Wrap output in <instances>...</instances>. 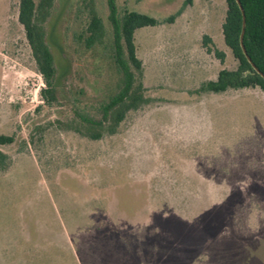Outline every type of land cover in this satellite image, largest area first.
Returning <instances> with one entry per match:
<instances>
[{
    "label": "rangeland",
    "instance_id": "obj_1",
    "mask_svg": "<svg viewBox=\"0 0 264 264\" xmlns=\"http://www.w3.org/2000/svg\"><path fill=\"white\" fill-rule=\"evenodd\" d=\"M183 3L116 0L161 22L134 33L151 102L91 140L71 127L78 109L95 114L121 84L106 0L54 1L51 105L19 0H0V264H264V92L200 91L238 63L226 1ZM91 7L106 39L87 48Z\"/></svg>",
    "mask_w": 264,
    "mask_h": 264
},
{
    "label": "trees",
    "instance_id": "obj_2",
    "mask_svg": "<svg viewBox=\"0 0 264 264\" xmlns=\"http://www.w3.org/2000/svg\"><path fill=\"white\" fill-rule=\"evenodd\" d=\"M55 0H19L18 22L23 27L37 72L42 77L44 88L40 91L45 103L51 105L56 101V67L52 53L46 41L45 23L50 16ZM226 1V15L221 26L225 46L231 51L238 63L235 71L221 70L215 81H207L200 87L204 93H223L228 89L258 87L264 92V79L250 66L239 43L242 16L235 0ZM245 15L243 45L251 62L264 74V0H239ZM92 0H89V3ZM192 0H184L182 8L190 5ZM108 20L111 27L112 58L120 75L121 84L116 95L106 103L94 108L95 114L78 109L79 122L71 126L75 132L98 140L103 134L113 135L126 113L148 105L151 100L145 96L146 88L142 82V63L137 58L134 33L144 27H154L161 22L151 16L126 9L119 10L116 0H106ZM174 16L164 20L173 23ZM86 47L103 45L106 31L102 20L91 7L85 28ZM211 43L204 37V44ZM208 53L222 61L224 55L217 50L207 49ZM12 139L0 137V144L11 143ZM2 154H0L1 156Z\"/></svg>",
    "mask_w": 264,
    "mask_h": 264
},
{
    "label": "water",
    "instance_id": "obj_3",
    "mask_svg": "<svg viewBox=\"0 0 264 264\" xmlns=\"http://www.w3.org/2000/svg\"><path fill=\"white\" fill-rule=\"evenodd\" d=\"M235 2L237 3L239 9H240V12H241V16H242V27H241V33H240V36H239V43H240V47H241V50L245 56V58L247 59L248 63L250 64V66L252 67V69L260 76L264 79V74L261 73L257 67L251 62L250 58L248 57L247 53H246V50L244 48V45H243V34H244V28H245V15H244V12L242 10V7L240 5V1L239 0H235Z\"/></svg>",
    "mask_w": 264,
    "mask_h": 264
},
{
    "label": "crops",
    "instance_id": "obj_4",
    "mask_svg": "<svg viewBox=\"0 0 264 264\" xmlns=\"http://www.w3.org/2000/svg\"><path fill=\"white\" fill-rule=\"evenodd\" d=\"M221 26H222V25H221ZM154 27H156V26H154ZM144 28H149V27H144ZM141 29H143V28H141ZM136 31H137V30H136ZM136 31H135V32H136ZM221 34H222V30H221ZM209 37H210V39L212 40L211 35H209ZM212 41H213V40H212ZM221 70H222V69H221ZM221 70H220V71H221ZM220 71H219V72H220ZM219 72H218V73H219ZM217 75H218V74H217ZM216 78H217V77H216Z\"/></svg>",
    "mask_w": 264,
    "mask_h": 264
}]
</instances>
